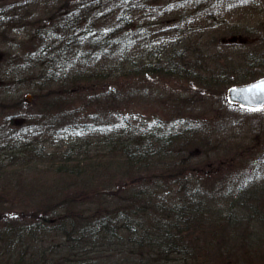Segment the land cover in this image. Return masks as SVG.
Wrapping results in <instances>:
<instances>
[{"label":"rangeland","instance_id":"obj_1","mask_svg":"<svg viewBox=\"0 0 264 264\" xmlns=\"http://www.w3.org/2000/svg\"><path fill=\"white\" fill-rule=\"evenodd\" d=\"M73 1L0 0V140L2 143L17 142V145L9 144L11 151L1 153L0 168L9 174V177L21 174L20 180L27 181L18 186L14 183L15 188L7 191V196L0 204V264H18L21 259L23 262L20 264H30L32 256L40 252L41 248L46 254V264H138L146 259V256L159 259L151 264H183V259L190 254H184L185 257L169 251L163 254L157 247L158 244L151 248L144 244L143 250H135L136 242H128L129 238L125 237L123 242L116 241V233L106 240L101 238L102 234L93 237L91 234L94 231L83 233V224L79 223L78 217L86 218L92 214L86 209L95 212L99 208L102 209L100 206L103 203L112 211L119 208L122 200H116L115 190L107 186L112 195L106 194L108 190H101L104 197L90 196L89 202L86 201L88 195H85L84 204L79 196L78 200L71 201L73 197H66L67 190L63 189L65 182L72 177L64 173L66 167H60L57 157H54V161L47 160L51 162L48 165L37 156L26 158L22 155L23 149L18 146L28 143L30 147L42 146L45 155L55 152L62 155L68 150L71 153L70 163L77 164L82 161L86 164L90 158H93L90 159L92 161L110 160L113 164L110 167L113 171L111 175L118 178L116 157L107 156L99 130L88 131L83 126L69 128L65 132L60 130L64 122L79 119L89 122L92 115L93 119L97 115L106 125L125 117L136 132L148 133H153L150 125L157 120L171 123L176 131L182 129V125L177 121L182 124L189 119V122L197 121L198 126L184 130L191 128L193 131L188 133L189 140L182 143L183 148H175L174 154L169 157L175 158L177 163L181 158L189 159L190 167L187 168L193 171L183 174L187 179L185 185H190L189 194L194 196L200 191L197 201L201 200L203 205L209 203L203 210L210 211L201 218L207 220L211 216L212 220L207 222L208 226H212L210 222L218 221L216 223L220 224L216 228L217 234L213 242H210L211 237L206 234L207 230L199 236V250L196 246L190 247L191 250L195 249L192 251L194 257L187 256L186 264H264V222L249 220L251 210L237 202V199L232 201L229 196L233 193L225 190L227 185L235 189L239 182L243 181L250 188L235 192L238 195L253 190L257 185L264 187V108L251 110L235 107L224 97L226 89L234 86L231 84H246L264 76V0L144 1L148 6L144 9L136 7L133 13V33L136 38L127 44V48L125 46L126 54L122 59L126 64L122 73H129L126 72L128 69L134 71V74L127 78L121 74V70L116 72L118 65L120 66L119 56L116 55L102 59L99 57L95 61H91V57L78 60L79 57L76 59L78 61L72 62L77 55H73L69 47H65L66 43L61 36L63 26H60L56 13L59 6ZM100 1L106 2L104 5L108 4L109 7L104 11L93 12V16L96 13L99 17L96 20L99 28L112 25L116 16V10H113L114 0ZM207 6L211 13L207 15L210 19H206L205 33L208 34L204 35V39L207 41L214 38L217 43L209 48L208 55L226 70L235 67L234 70L238 71L237 67H247V54L253 53L249 55L258 56L262 63H253L248 68L254 78L243 82L248 78L240 73L223 76L225 82H221L217 87L219 92L209 95L202 86L185 79L146 75L138 77V66L153 62L158 55H164L170 50L169 45H175L179 40H183L184 36L188 37L182 32L185 29L184 24L189 21L192 25H198L201 19L193 13ZM178 17L185 18L186 22L178 29L167 27L165 30V27L173 25V21ZM164 21L168 23L166 26ZM231 35H236L238 39L247 37L251 41L243 44L234 42L237 44L232 45L217 41V36L219 40L220 36L226 38ZM242 39L248 41L246 38ZM184 42L177 46L178 49L184 48ZM89 69H93L100 78L103 76L105 79H90L88 73V77L84 79L93 83L85 85L84 80L79 82L80 90L69 97L62 95V87L56 86L58 84L55 82L59 80L48 81L42 78L45 74L66 78L65 73ZM55 107L63 110L71 107L69 111L73 114L54 121V117L62 116L55 115ZM6 115L7 118L3 122ZM143 125L150 126V129ZM56 127L58 131L55 130ZM182 149H185V153L181 152ZM36 160L40 162V168L36 165ZM185 169H182V172ZM155 171L143 173L144 179ZM16 177L10 179H18V176ZM98 185L100 191L101 184ZM197 186L200 189L193 190ZM133 191L128 194L132 195ZM170 197H173L169 199L172 206L180 204L179 196ZM135 199V202L132 198L127 199L128 204L141 205L145 201L143 198ZM90 201L93 203L90 204ZM164 202L166 203V199ZM62 203H65L66 209L61 211L58 207ZM53 205H56L53 212L42 213L36 218L39 209H49ZM145 207L139 206L138 209ZM260 208L264 209L263 200L260 201ZM164 212L157 211L153 220L148 216L142 217L144 214L138 215L142 219V229L147 231L137 230L136 240L141 233L159 234L158 229L149 227L155 226L156 221L166 223L163 215L159 216ZM168 213L166 214L170 215ZM41 217L48 219L44 230L51 225L54 229L59 227L55 222H64L65 224L60 226L63 234L68 233L74 241L70 242L60 235L61 233L57 234L56 230H53L41 244V232L34 229L39 227ZM32 222H37V226H33ZM22 228L30 229L21 237L17 233ZM6 231L10 234L5 236ZM77 235L80 236L75 237ZM189 246L193 244L190 243ZM202 247L205 250H202ZM49 258L52 261H48ZM43 263L39 261L37 264Z\"/></svg>","mask_w":264,"mask_h":264},{"label":"trees","instance_id":"obj_2","mask_svg":"<svg viewBox=\"0 0 264 264\" xmlns=\"http://www.w3.org/2000/svg\"><path fill=\"white\" fill-rule=\"evenodd\" d=\"M144 1L146 0H138V2H136V0H114L113 10H116V16L113 18V24L110 26L104 25L100 28L97 26L96 22L97 18L99 17H97L96 13H94L95 16H93V12H99V10L104 11L106 7H109L108 4L104 5L106 2H101L100 0H74L72 3H67L65 6H59L57 8L56 14L59 16L58 19L60 21V26H63L61 36L63 41L67 44L66 45L64 43L65 47H69V51H72L73 55H77V57H75L72 62H76L85 57H91L90 60L95 61V59L99 57V59H102L116 55L119 56L118 58L120 59L118 60V64H120V66L118 65L116 72L121 70V74H123L126 78L129 77L130 74L132 76L134 71L131 72L130 69L126 71L129 73H122L125 70L124 68H126L125 60L122 59L125 57L124 54H126L127 44H129L133 38H136L135 34L133 33V27L135 23L133 20V13L136 7H142L144 9L148 6L144 4ZM210 13L209 6L195 11L193 13L194 16L198 19H201L198 25H192L189 23V21L186 22L185 18L182 17H178L176 19L174 18L176 21H173V25L171 26H166L168 23L164 21V26H166L165 30L168 29L167 27L178 29L186 22V24H184L185 26L183 27L185 29L182 30V32H184V35H188V37L186 38L184 36V39L179 40L175 45H169V47H171L170 50L164 55H158L153 62H145L143 65L138 66L137 76L140 78L141 76L145 75L151 77L169 76L177 77L179 80L185 79L186 81H192L202 86L205 90H207V94L209 95L219 92L217 87L221 82H225L223 76H233L236 73H240L243 74L244 77L248 78L243 82H246V80H252L254 76L250 75L248 68L256 62L262 64L258 60L257 55V57H252L249 54L253 53L247 54L248 58L245 61L247 67H237L238 71L234 70L235 67L232 70H226L223 65L215 62L216 60H212V58L208 55L209 48L215 46L214 44H217L214 38L207 41L204 39V35L208 34L205 33V29H207L206 19H210V17H207V15ZM177 31L180 32L179 30ZM234 36L237 37L236 35H231V37L226 38L220 36L219 40L217 36V41L226 45L237 43L243 44L249 43L251 41V39L247 37H243L248 39L247 42H245L243 39L242 41L230 40ZM183 42L184 48L178 49L177 46ZM77 58L79 59L76 60ZM60 60L64 61L65 59L60 58ZM88 73L91 76L90 79H94L95 77H98L100 80L105 79L103 76L100 78V75L93 72V69H89L87 71L83 70V72H68L65 73L66 78L64 76V78L56 76L50 77L46 74L42 76V78L48 81H52L51 79L59 80L58 82H55L58 84L56 86L59 88L62 87L60 91L62 95L69 97L78 93L80 90V88H78L79 82L84 80L86 82L84 83L85 85L93 83L88 81L89 79H84L88 77L86 75ZM230 82L233 83V81ZM236 84L237 83H233L231 85ZM53 109L55 111V115H62L60 117H54L52 119L54 121H56L57 118H67L73 114L69 111L71 107L66 110L58 109L57 107ZM64 112L67 114L64 115ZM6 118L7 115L3 122H5ZM91 118L92 119L89 122H82L80 121L81 119L69 120L64 122L65 124H62L60 130L65 132L69 128H75L78 126H83V128L88 131L92 129L99 130L103 136L101 138L103 139V146L106 150L107 156L116 157L115 166L116 176H119L118 178H114V176L111 175L113 171L110 167L113 164L110 160L108 162L104 161V159L92 161L90 159L93 158H90L87 160L88 163L86 164H84L82 161L81 163L77 162L76 164L70 163L71 153L68 150L64 151L62 155H59L56 152L54 154L45 155V151L42 146L30 147L28 143H23V147L18 146L19 148L23 149L22 155L24 157L35 158L37 156L39 157L40 161L46 162L48 165L51 162H48L47 160L54 161V157H57V160L60 162V167H66L64 173H67V176L72 177L68 178V182H65L66 185L63 189V191L65 189L67 190L66 197H73L71 201L76 200L77 196H79L82 198V203L84 204L85 200H83V196L88 195V199L86 201L89 202L90 196L104 197L101 192L106 190H108L106 191L107 195H112L111 190L106 188L107 186L110 188L112 187L113 191L115 190L116 200H120L121 198V205H119V208H116V210L113 211L110 210V208H107L108 205L106 206V203H103V205L100 206L102 209L99 208V210L95 212L86 209L87 212L92 214L86 218H83V216L78 217L80 219L79 223L83 224L81 227L82 232L85 233L86 231H94L91 234L93 237H97L99 234H102L103 236L101 238H104V240H106V238H110L112 235L114 236L116 233V241L123 242V238L125 237L129 238L127 239L128 242H136L135 250H143L142 248L144 244L148 248L155 247L156 244H158L157 247L160 248V252H163V254L165 251H169L175 252L176 255L179 254L182 256L184 254L187 255L189 252L190 254L187 256L191 258L194 257L192 255V251L195 249L191 250L190 247L196 246L198 249L197 242L200 238L199 236L202 235L205 230H207L206 234L211 237L210 242H213L212 240L216 238L217 234L216 228H218L220 223H216L218 221L215 223L210 222L212 226H208L207 222L212 220V218H210L211 216L209 217L210 219L208 218L207 220L201 218V216H206L207 213L210 212L203 210L209 203L203 205L201 200H199V202L197 201V199L200 197V195L198 196L200 191L199 193L194 194V196L189 194L191 191L189 190L190 185H185V181L187 179L183 176L185 172L190 173V171H193L187 168L190 167L189 159L181 158V160H179L177 163L174 161L175 158L169 157L171 154H174L173 150L175 148H183L182 143L189 140V134L193 131V126H198L197 121L189 122L191 121L189 118V120H185L186 123L183 124L180 121H177L178 124L182 125V129L176 131L171 123L166 124L161 120H157V122L150 125L151 128H153V133H148L145 131L136 132L132 128L131 122H129V120L125 117L119 118L116 123H109L110 125H106L105 122H101L97 115L96 118L93 119V115ZM143 126L150 129V126ZM188 127H191L192 129L190 128L187 131H184ZM55 130L58 131V128L56 127ZM9 144L13 146L17 145V142L2 143V140H0V155L1 153L11 151L12 147H10ZM181 152L185 153V149H182ZM169 158L170 160L168 161ZM36 162V165L40 168V162L37 160ZM60 167L57 166L59 170ZM182 169H185V171L182 172ZM154 170L156 171L153 174L144 179L143 173L150 171L152 172ZM16 176H18V179H10ZM20 176L22 175L18 174L9 177V174L0 168V204L2 203V199L7 196V191L15 188L14 183L18 186L21 183L24 184L27 182L26 179L25 181H21ZM98 184H101V187L99 188L100 191L98 190ZM247 185L248 184H245L243 181L239 182L235 189L228 187L227 185L225 190L230 191L228 193H233L231 196H229L232 201L237 199V202L251 210L249 213V220L256 219L258 221L261 220L264 222V209L260 208V201L263 200L264 202V187L257 185L253 190L251 189L246 193L239 195L235 193L242 191L243 189H249L250 187ZM93 186L96 187L94 188ZM197 189H200V187L197 186L193 190ZM132 191V195L128 194ZM174 195L181 198L179 205L172 206L169 203V199L173 198L170 196ZM126 197L127 199H134V202L136 201L135 198H143L145 201L141 205L128 204L129 201L125 199ZM186 198L188 199L186 200ZM165 199L166 203L164 202ZM91 203H93V201H90V204ZM139 206L146 207L138 209ZM55 208L56 205H53L52 208L49 207V209H39L38 213L36 214V218H38V216L42 213L46 214L53 212V209ZM59 208L61 211L66 209L65 203L59 205L58 209ZM159 210H163L166 213L169 212L168 214H170L167 215L165 212L160 213L159 216L163 215L164 221H166V223L156 221L154 223L155 226L151 225L149 227L152 229H158L159 234L152 235L148 232L146 234L141 233L136 240V234L138 233L137 230L147 231L142 229V219H140L139 216L144 214L142 217L148 216L150 220H153V217ZM65 219L67 220V218ZM74 219L75 218H73V220ZM0 220H2V217H0ZM73 220L72 222L74 224ZM32 223L33 226H37L38 224L37 222ZM47 223L48 219H43L41 217V219H39V227L34 228L38 229L37 231L40 230L41 232V236L39 238L41 244L47 237L51 235V233H53V230H56L55 232L57 234L61 233L60 235L64 236L65 239L69 240L70 242L74 241L72 237L68 235V233L65 235L63 234V229L60 228V226H63L65 224L64 222H55V224H58L59 227L54 229L53 225H51L47 228V230H44ZM137 224L139 227H137ZM239 225L241 227L242 223ZM29 229L30 228H22V230L17 234L22 237L26 232H28ZM83 233L79 234L82 235ZM8 234L10 233L6 231L4 235L6 236ZM154 240H158L159 242H155ZM204 240L206 242V237H204ZM190 243L193 244V246H189ZM206 246H208V244H206ZM202 250H205V248L202 247ZM187 256L185 257L184 255L185 258L183 259V264L188 263ZM45 257L46 254L44 253L43 248H41L40 252H37L34 256H32L30 264H37L39 261L44 262L43 264H46ZM48 261H52V259L49 258ZM153 261H159V259L146 256V259L140 261L138 264H142V262L151 264ZM22 262L23 260L21 259L19 260L18 264ZM26 264H29V262H26Z\"/></svg>","mask_w":264,"mask_h":264},{"label":"water","instance_id":"obj_3","mask_svg":"<svg viewBox=\"0 0 264 264\" xmlns=\"http://www.w3.org/2000/svg\"><path fill=\"white\" fill-rule=\"evenodd\" d=\"M230 40L242 41L236 37ZM225 97L235 106H244L253 109L264 107V77L244 85L229 87Z\"/></svg>","mask_w":264,"mask_h":264}]
</instances>
